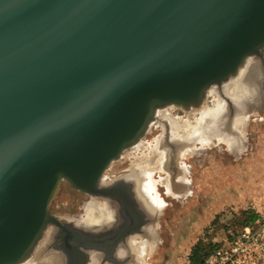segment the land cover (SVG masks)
Segmentation results:
<instances>
[{
    "label": "water",
    "instance_id": "water-1",
    "mask_svg": "<svg viewBox=\"0 0 264 264\" xmlns=\"http://www.w3.org/2000/svg\"><path fill=\"white\" fill-rule=\"evenodd\" d=\"M264 53V0H0V264H22L62 181L109 165L169 106Z\"/></svg>",
    "mask_w": 264,
    "mask_h": 264
},
{
    "label": "flooded vegetation",
    "instance_id": "flooded-vegetation-1",
    "mask_svg": "<svg viewBox=\"0 0 264 264\" xmlns=\"http://www.w3.org/2000/svg\"><path fill=\"white\" fill-rule=\"evenodd\" d=\"M247 61L253 70L245 81L238 82L236 94L224 92L218 86L217 93L208 94L209 98L205 99L204 103L209 106L218 102L205 107H221L217 109V115L204 118L201 110L198 117L193 114V109L180 107L159 110L161 116L158 111L152 123V134L158 128L153 145L149 149L145 143L134 146L133 150L140 152L129 155L130 158H126L118 169L109 165L108 169L114 172H107L101 182V188L107 191L108 196L89 195L73 189L70 203H57L51 209L57 223L48 227L33 253L22 264H153L152 258L159 248L153 241L160 240L153 228L154 219L161 205L149 203L141 197L138 185L143 183L146 186L143 191L150 197L147 183L151 174L160 172L164 175L162 177H167L165 183L159 184L161 188L166 186L167 191L184 192L189 165L183 153L192 149L190 155L198 152L201 141L202 145L210 143L203 147L208 149L203 154L205 161L211 157L210 160L221 162V143L217 142L224 137L230 139V159L235 167L243 155L253 152L254 143L247 135L248 130L253 134L254 127L258 126L255 122L250 128L249 122L264 121V53L263 59L255 57ZM239 73L232 79L239 78ZM166 109H170L167 113L172 121L165 118ZM218 114H222L217 121L224 124V136L203 129L204 123L216 120L214 117ZM198 122L200 127L194 128ZM150 181L151 192L155 182L153 179ZM145 202L152 211L149 212ZM152 245L154 247L149 254Z\"/></svg>",
    "mask_w": 264,
    "mask_h": 264
},
{
    "label": "rangeland",
    "instance_id": "rangeland-1",
    "mask_svg": "<svg viewBox=\"0 0 264 264\" xmlns=\"http://www.w3.org/2000/svg\"><path fill=\"white\" fill-rule=\"evenodd\" d=\"M207 106L209 105L204 103L201 108L193 109L192 112L200 117L201 110ZM169 110L166 109L165 112ZM158 113L161 116V111ZM165 118L172 121L169 113ZM255 122H258V126L254 127L253 134L248 130L247 135L254 143L253 152L243 155L237 161L236 167L232 165L230 159L232 157L229 151L230 139L224 137L217 142L221 143L222 149L219 152L222 156L220 163L210 160L211 157L206 161L203 160L204 151L208 150L203 147L209 146L210 143L202 145L201 141V149L197 150L198 152L190 155L192 149L183 153L186 157L185 162L189 165L187 166L189 175L186 173L187 179L184 180L188 183L185 184L184 192L167 191L166 186L161 188L159 184L165 183L167 177H162L164 175L160 172L155 173L158 176L151 174L150 180L153 179L155 182V188L150 192L151 181L147 180L149 196L154 197L155 203L161 205L157 211L158 216L154 219L156 223L153 228L160 240L153 241L157 242L159 247L152 258L153 264H187L191 248L204 237L205 233L208 232L209 237L216 235L215 237L219 238L226 232H236L243 227L241 210L255 212L264 210V121L249 122L250 128ZM199 127L198 122L194 128ZM151 129L152 125L141 142V145L145 143L147 149L153 145L158 132L157 128L156 133L152 134ZM138 152L140 150L133 148L125 150L122 157L111 163L112 168H120L123 161L130 158L129 155ZM107 172L114 171L108 169L105 174ZM73 191L66 181H62L53 197L50 209H53L57 203H70ZM153 247L154 245L148 252L152 251Z\"/></svg>",
    "mask_w": 264,
    "mask_h": 264
},
{
    "label": "built area",
    "instance_id": "built-area-1",
    "mask_svg": "<svg viewBox=\"0 0 264 264\" xmlns=\"http://www.w3.org/2000/svg\"><path fill=\"white\" fill-rule=\"evenodd\" d=\"M256 213L253 223L214 237L218 246L204 257L203 264H264V210Z\"/></svg>",
    "mask_w": 264,
    "mask_h": 264
},
{
    "label": "bare ground",
    "instance_id": "bare-ground-1",
    "mask_svg": "<svg viewBox=\"0 0 264 264\" xmlns=\"http://www.w3.org/2000/svg\"><path fill=\"white\" fill-rule=\"evenodd\" d=\"M249 59V58H248ZM247 59V60H248ZM246 60V61H247ZM248 62V61H247ZM247 62H245V64L240 68V73H239V78H237V79H232V78H230L228 81H226V82H223V83H221L220 85H213V86H211L208 90H207V93H206V97H207V95L208 94H215V93H217V89L218 88H216V87H218V86H221V89H223L224 90V92H232L233 93V95L234 94H236V91L238 92L239 91V89H238V87H239V83H240V81H245V79L247 78V76L248 75H250L251 74V71L253 70V68H252V66L250 67L249 66V64L247 63ZM239 80V81H238ZM239 82V83H238ZM242 84V83H241ZM246 86V85H245ZM229 94V93H228ZM204 105V103L199 107V108H201L202 106ZM223 107V106H222ZM167 108V107H166ZM199 108H193V109H199ZM220 109L221 107H219V106H216V107H214V108H203L202 109V114H203V116H204V118H205V116H207V115H210V116H215V115H217V112H218V110L217 109ZM191 110V109H190ZM159 111V110H158ZM157 111V112H158ZM219 111H221V110H219ZM167 114V113H166ZM222 116V114H218V116H216V117H214V119H216V120H212L211 122H209L208 124L207 123H204V125H203V129L206 131V132H208V130L209 131H211V133H215L216 135H225L226 133H225V127H224V124L223 123H220L219 121H217V118H220V116ZM206 120V119H205ZM191 127H189V129H190ZM188 131V130H187ZM186 133V132H185ZM184 133V134H185ZM189 134V133H188ZM185 136V135H184ZM141 143V142H140ZM139 143V144H140ZM138 145V144H137ZM138 178V177H137ZM139 187H140V190H139V195L141 196V197H143L145 200L147 199V201L149 202V203H151V201L154 203L155 202V200H154V197H147L146 196V193L143 191L144 190V188L146 189V186L143 184V183H140V185H138ZM148 192V191H147ZM149 194V193H148ZM140 196H139V198H140ZM146 203V202H145ZM156 204V203H155ZM159 205V204H158ZM146 206H147V209L149 210V212L150 211H152L153 209L152 208H150L151 206L148 204V203H146Z\"/></svg>",
    "mask_w": 264,
    "mask_h": 264
},
{
    "label": "trees",
    "instance_id": "trees-1",
    "mask_svg": "<svg viewBox=\"0 0 264 264\" xmlns=\"http://www.w3.org/2000/svg\"><path fill=\"white\" fill-rule=\"evenodd\" d=\"M240 215L242 216V226H244L246 224L253 223L256 220L258 213L254 210L250 211L245 209L241 210ZM203 236L204 237L199 239L198 242L191 248L187 264H203L204 257L218 246V243L213 241V238L216 235L209 237L207 232V234L205 233Z\"/></svg>",
    "mask_w": 264,
    "mask_h": 264
}]
</instances>
